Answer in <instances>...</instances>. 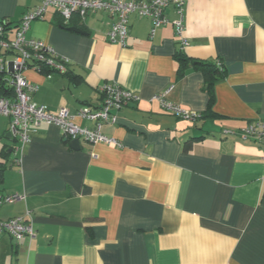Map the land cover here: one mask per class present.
<instances>
[{
	"label": "crops",
	"instance_id": "crops-1",
	"mask_svg": "<svg viewBox=\"0 0 264 264\" xmlns=\"http://www.w3.org/2000/svg\"><path fill=\"white\" fill-rule=\"evenodd\" d=\"M39 3L0 0L8 38ZM166 16L177 17L173 6ZM114 20L98 11L63 25L49 8L31 25L29 37L70 61L51 78L25 71L37 103L54 113L98 107L99 88L113 81L140 99L103 125L118 143L80 140L74 149L58 126L42 124L18 162L0 118V195L23 196L0 207V219L31 210L36 231L20 241L1 235L0 264H264V143L240 132L264 121V0H187L182 74L171 22L151 36L152 20L131 14L121 46L107 38ZM194 61L223 69L212 104ZM7 80L2 74L0 85L10 89ZM171 86L169 100L206 117L165 111L153 96Z\"/></svg>",
	"mask_w": 264,
	"mask_h": 264
},
{
	"label": "built area",
	"instance_id": "built-area-1",
	"mask_svg": "<svg viewBox=\"0 0 264 264\" xmlns=\"http://www.w3.org/2000/svg\"><path fill=\"white\" fill-rule=\"evenodd\" d=\"M186 2L187 0H40L37 6L26 11L15 29L14 37L0 38V75H8L7 81L12 88L10 96L0 95V117L7 119L15 160L20 161V155L42 124L58 126L64 137L70 141L79 139L89 143H118L115 138L104 134L102 127L105 124H115L119 111L140 99L138 95L113 81L99 88L102 102L98 107L85 105L76 113H71L67 107H61L54 113L46 105L37 103L33 96L38 85L26 78L25 71L30 67L42 71L46 66L52 70L47 73V77L51 78L55 72L65 71L70 61L58 54L53 46L29 37L28 33L34 21L44 19L49 8L56 9L65 24H69L74 16L84 19L91 13L104 11L115 17L107 33L108 41L126 46L129 38V17L137 14L152 20L151 36L158 26L171 22L179 37V50L185 51L189 45V39L184 36ZM170 6H173L177 14L172 21L166 16V10ZM0 35H6L3 23H0ZM172 90L173 86L155 94L153 99L165 111L179 118L198 122L202 118L201 113L183 108L168 99ZM77 117L92 122L94 126L88 128L77 124ZM240 132L243 139L264 143V121L251 122ZM22 198V195L16 193L0 195V207ZM4 233L11 235L16 241L26 236H35L32 211L27 210L23 214L0 219V236Z\"/></svg>",
	"mask_w": 264,
	"mask_h": 264
},
{
	"label": "trees",
	"instance_id": "trees-1",
	"mask_svg": "<svg viewBox=\"0 0 264 264\" xmlns=\"http://www.w3.org/2000/svg\"><path fill=\"white\" fill-rule=\"evenodd\" d=\"M18 25V24H17ZM63 25H69V24H65L63 21ZM5 26V23H4ZM1 37H6V35L1 36ZM177 56L178 59L180 60V70L179 73L182 74L187 66V58L185 57V52L178 50L177 52ZM192 65H194V67L200 71H202L205 75L206 78V87L211 95L210 100H211V104L213 102V96H212V86L214 85L215 82V78H217L219 75H224L223 69H220V67H218V65L213 64V63H209L206 61H194L192 63ZM42 72L45 73H49L52 72V70L46 66H44L42 68ZM56 73V72H55ZM2 75V74H1ZM0 75V76H1ZM2 84L0 85V95L2 96H10L12 94V88H8L5 85V82H1ZM9 90V91H8ZM202 114V113H201ZM211 115V114H210ZM206 115L202 114V118H205ZM5 169V164L0 163V182L2 180V173Z\"/></svg>",
	"mask_w": 264,
	"mask_h": 264
},
{
	"label": "water",
	"instance_id": "water-1",
	"mask_svg": "<svg viewBox=\"0 0 264 264\" xmlns=\"http://www.w3.org/2000/svg\"><path fill=\"white\" fill-rule=\"evenodd\" d=\"M72 30H75V31H80V29H78L77 27H72L70 28ZM10 138H11V133H8V135ZM71 146L74 148V149H80V140L79 139H74L71 141Z\"/></svg>",
	"mask_w": 264,
	"mask_h": 264
},
{
	"label": "rangeland",
	"instance_id": "rangeland-1",
	"mask_svg": "<svg viewBox=\"0 0 264 264\" xmlns=\"http://www.w3.org/2000/svg\"><path fill=\"white\" fill-rule=\"evenodd\" d=\"M0 118H2V117H0Z\"/></svg>",
	"mask_w": 264,
	"mask_h": 264
}]
</instances>
